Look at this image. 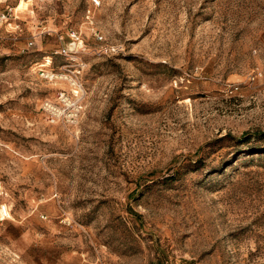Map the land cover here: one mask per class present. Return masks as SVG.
Returning <instances> with one entry per match:
<instances>
[{"label":"rangeland","instance_id":"1","mask_svg":"<svg viewBox=\"0 0 264 264\" xmlns=\"http://www.w3.org/2000/svg\"><path fill=\"white\" fill-rule=\"evenodd\" d=\"M98 1L0 0V264H264V0Z\"/></svg>","mask_w":264,"mask_h":264},{"label":"built area","instance_id":"2","mask_svg":"<svg viewBox=\"0 0 264 264\" xmlns=\"http://www.w3.org/2000/svg\"><path fill=\"white\" fill-rule=\"evenodd\" d=\"M92 4L94 6H98L99 5V1L98 0H91ZM97 40L101 41L102 40V37L100 36H96ZM70 39L72 40L73 44L76 46L75 48H77L78 50L81 49V47L83 46L82 45V39H81V35L77 32H73L70 34ZM61 54H64V55H68L70 53V51H67L66 49L62 48L61 51H60ZM49 76H51L52 78V74H50ZM67 98L64 97V95H61L60 97V103H62L63 105H66L67 104ZM45 107V110L46 111H50V113L52 115H55L56 117H60L61 115V112L59 109H61L59 106L55 107L49 103H45L44 105ZM73 109H76V112L74 113V116L72 117V120L73 122L76 121L77 119V114H79V111L77 109H80L79 107H74ZM10 217V211L9 209L6 207V206H1L0 207V222L8 219Z\"/></svg>","mask_w":264,"mask_h":264},{"label":"bare ground","instance_id":"3","mask_svg":"<svg viewBox=\"0 0 264 264\" xmlns=\"http://www.w3.org/2000/svg\"><path fill=\"white\" fill-rule=\"evenodd\" d=\"M74 47V45L72 44L71 46H70V48H73Z\"/></svg>","mask_w":264,"mask_h":264}]
</instances>
